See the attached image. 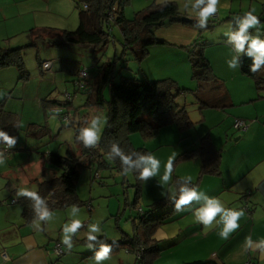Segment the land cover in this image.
Returning <instances> with one entry per match:
<instances>
[{
	"label": "rangeland",
	"instance_id": "1",
	"mask_svg": "<svg viewBox=\"0 0 264 264\" xmlns=\"http://www.w3.org/2000/svg\"><path fill=\"white\" fill-rule=\"evenodd\" d=\"M153 2L155 0H130L124 4L125 17L129 20L133 19L137 12L146 10L153 5ZM160 3H162L161 0ZM84 9V3H79L78 0H0V48H22L21 55L27 71L24 78L22 75L20 78L19 75L17 76L16 82L12 86L11 100L5 106V110L14 113L20 123V130L16 136L17 143L10 148L11 152L5 154L3 150H0L3 151L5 157V164L0 165V172L3 173L9 168L13 172L9 182L6 183L7 191L11 192L12 197L17 200L24 197L17 196L21 187L36 192L39 188L38 182L53 178L54 168L47 162V154L58 153L67 156L68 153H71L77 158L84 157L83 146L76 140L75 127L80 120L88 119L90 121L96 116L101 117L102 138L108 123L107 106L92 108L87 105L88 88H85L84 92H78L77 83L81 72L85 70L91 74L93 86L94 84L97 86V83L102 79L101 69L110 63L114 64L113 81L115 83H120L122 79L150 82L174 81L185 91L177 103L188 111L194 125L185 132H181L176 126H169L150 139H145L141 133H134L130 136L135 148H145L160 161L159 175L149 178L147 182L142 181L139 186L134 173L128 176L121 175L110 162L109 167H101L95 162L81 170L77 193L84 204L79 207L80 213L77 215L82 219L84 226L79 230L77 236L72 237L73 248L69 250L67 245L61 243L63 224L72 218L69 216L71 207L64 211L54 212L53 214L56 216L47 222L41 221L37 226L41 235L43 227L45 228L44 234L50 241V246L46 247L45 251L55 257V262H61L67 256H72L70 264H95L94 258L91 259L88 256L95 254L96 248L88 249L83 243V240L87 239L83 233L88 230L89 223H99L104 233V236L101 237H107L108 240L120 239L123 237V233L132 236L133 219L138 218L139 210L145 211L148 206L167 197L171 193L169 189L173 185L175 176L185 173L184 175L194 178L190 174L189 166L195 163L196 159L184 160L183 155L197 149L201 135H205L211 130L216 133L220 126H224V122H220L221 117L214 110L209 111L211 112L209 117L202 122L200 103L194 94L199 84L193 79L190 62L181 64L178 60L176 65H163L162 61L169 62L170 55H153L151 57V52H160L152 51L153 49L168 45L150 48L148 56L142 62H138L132 51L124 50L121 44L122 34L117 26L109 28L110 31L112 30V36H110L107 46L102 49L95 50L92 47L81 45L57 47L49 44L52 40L55 42L58 40L55 35L50 33L52 29L76 31L80 23V12ZM261 23L264 24L262 21ZM225 24L227 23L224 20L215 22L212 27L208 24L207 30H205L210 39L214 41L207 46L204 45L205 55L213 70L214 66L217 67L216 63L221 57L231 55L226 47L223 48L220 45L228 39L222 32L225 29ZM164 30L166 29L161 31ZM252 30L255 35V30ZM105 31L108 33L107 28ZM261 35L264 38V30ZM40 37L46 41H41ZM215 38H220L222 41L215 40ZM203 44L201 43V45ZM184 50L186 52L187 49ZM49 61L53 62L52 68L45 71L43 63ZM187 67L191 70L188 73L184 69ZM218 83L222 84V81H218ZM223 88H225L224 84ZM234 89V85H232V91ZM66 94L73 96V107L68 110L64 109L70 111L71 122H63L61 113H53L52 108L43 105L44 100L67 101ZM104 96L107 101L110 100L109 87L105 89ZM207 101L211 104L217 103L213 99ZM31 123L35 126L47 127L48 134L45 137L27 135L24 131ZM72 123H75V127L70 126ZM215 125L219 126L215 127ZM226 125L227 123H225ZM86 126L87 124L83 125V127ZM5 145L2 146V149ZM186 148L190 150L180 152ZM172 156L175 157L172 180L169 185H160L159 181L164 173L165 165L169 157ZM42 167L43 171L38 174ZM137 203L138 206H136ZM18 206L22 212V207ZM0 213H2L1 209ZM181 225H185V222L178 218V221L172 225L162 227L159 230L162 233L159 237H172L173 234H170L169 230L176 229ZM57 242H60L65 249L62 259L54 254ZM115 253H120V256L111 257L102 264H122L123 262H125L124 264H138L134 255L125 254L124 248H120ZM84 257H87V260L83 261ZM75 258H80L81 262L75 261Z\"/></svg>",
	"mask_w": 264,
	"mask_h": 264
},
{
	"label": "trees",
	"instance_id": "2",
	"mask_svg": "<svg viewBox=\"0 0 264 264\" xmlns=\"http://www.w3.org/2000/svg\"><path fill=\"white\" fill-rule=\"evenodd\" d=\"M78 1L88 7L87 10L84 9L80 12L78 29L72 32L52 29L50 33L58 38L56 42L55 40L49 42L52 46L81 45L92 47L95 50L102 49L107 46L110 41L109 38L112 36V30L110 31L109 28L117 26L122 34L121 44L124 50L132 51L136 60L142 62L148 56L150 48L167 45V42L155 37V32L162 28L180 24L200 29L196 24L183 23L182 18L185 16L180 13L178 6L174 3H167V6H155L153 4L146 10L137 12L134 18L129 20L125 17L124 4L130 0ZM109 19L111 22L108 26ZM208 24L212 27L211 23ZM106 28L108 33L105 31ZM200 30H207V28ZM40 40L46 41L43 37H40ZM199 46L196 44L187 50L192 65L193 79L199 84L194 94L200 103V112L202 113L206 109L224 110L231 108L232 103L228 94L223 92L222 85L216 80L211 63L205 55L204 46ZM21 51L22 48H0V68H15L19 75L24 78L27 71ZM240 60L242 62L241 73L255 80L258 89L264 90V65L257 73H252L250 71L252 58L248 57L245 52ZM101 70L102 79L97 83V86L92 85V76L88 72L90 79L86 82L85 88H88V106L92 108L107 106V126L97 147L85 148L83 142H79L83 146V158H77L71 153L67 156L58 153L49 155L48 162L57 169V173L50 180L39 182V188L36 192L46 201L49 211L52 213L67 210L73 205L83 206L84 203L78 197L77 187L81 170L87 166L96 162L101 167H109L110 162L114 169L120 173L123 172L119 157H115V161L106 159L112 142L119 143L126 154H130L131 150L147 154L150 152L145 148L137 149L134 147L130 137L132 134L141 133L145 139H150L156 137L162 129L169 126H176L181 132H185L194 125L188 111L177 103L185 91L174 81L150 82L122 79L120 83H115L113 81L114 64H107ZM107 87L110 89L109 101L104 96ZM207 87L210 88L209 91L206 90ZM81 91L78 90V92ZM209 99H213L217 103H208L207 100ZM6 102L7 100L0 104V130L16 138L20 130V123L14 113L5 110ZM43 103L44 107L52 108L51 110H68L73 107V103L68 101L44 100ZM86 121L88 119L80 120L76 127L75 123L70 125L76 128L77 136L79 128L83 127ZM48 132L47 127L31 125L27 130V135L45 137ZM4 144L6 142L0 138V150H4L2 149ZM182 158L184 160L196 158L200 160L201 170L198 180L192 183L198 188L205 177L221 174L222 154L215 148L209 136L200 140L197 150L183 155ZM132 159L136 160L137 156L133 155ZM178 179L174 177L173 185ZM136 180L139 186L142 181ZM183 182L180 181V183ZM171 196L172 193L148 206L145 211L139 210L138 218L133 219L134 231L132 236L123 233V237L117 239L116 244H113V240L106 239L105 242L112 245L110 256L119 251L120 248H124L127 253L135 256L138 264H155L162 254L159 241L155 238L157 232L181 213L174 211V201H171ZM16 203L22 207V216L25 222L31 223L37 218L34 200L24 196L19 198ZM104 238L99 237L98 239ZM86 241L87 239L83 240L85 245ZM88 243L94 245L96 252L99 251V243L96 241ZM95 254L90 257L94 258Z\"/></svg>",
	"mask_w": 264,
	"mask_h": 264
},
{
	"label": "crops",
	"instance_id": "3",
	"mask_svg": "<svg viewBox=\"0 0 264 264\" xmlns=\"http://www.w3.org/2000/svg\"><path fill=\"white\" fill-rule=\"evenodd\" d=\"M182 2L183 0H168V3L178 6L182 15L196 21L194 16L189 15L187 8L180 10ZM153 4L161 6L162 3L160 0H155ZM252 7H256L255 14L264 22L262 19L264 0H221L217 18L210 19L213 22L209 21V23L213 25L215 22L223 20L228 23L233 16L243 15L246 10H251ZM163 29L166 30L161 31ZM163 29L155 32V37L167 42L168 46L152 50L160 52H151V57L153 55H170L169 62L162 61L163 65H176L178 60L181 64H187L190 62L189 52L186 50L187 55L184 49H189L196 44L201 45L202 41L204 44L206 43V46L210 42H214L205 30L194 27L175 24ZM226 30L225 27L222 32ZM250 32L253 33V30L250 29ZM215 40L222 41L220 38H215ZM225 41L220 45L230 51L234 46L227 45ZM232 55L234 53L231 52L229 57H221L216 63L217 67L214 66L213 70L216 80L222 81V84L220 83L222 87L223 84L225 85L222 90L228 94L232 107L224 110L206 109L201 113L202 122L209 117L208 115L211 113L209 111L212 110L221 117L220 122H224V126H220L218 132L215 133L211 130L199 137L201 140V138L209 136L215 148L221 152V174L205 177L198 190L210 197L219 198L226 208L242 209L245 215L239 221V230L231 234L229 239L224 240L219 237L215 222L212 230L205 234L204 226L195 222L191 211L179 213L170 224L164 227L172 225L178 221V218L180 221H184L185 225L169 230V233L173 234L172 237L158 239L162 234L159 231L156 234L157 238L155 236L162 251L157 264H249L250 261L253 264H261L259 249L255 253L251 250L244 253L243 243L245 237L249 235L253 241L264 238V90L258 89L255 80L243 75L240 67L237 69L228 67L226 61L231 60ZM184 69L187 73L191 71L188 67ZM18 75L19 72L15 68H0V104L5 100L7 102L11 100L12 86ZM232 85H234V91H232ZM206 90L209 91L210 88L207 87ZM235 119L245 120L249 126L248 130L246 132L237 131L234 128ZM225 123H227L226 126ZM31 125L29 124V126ZM29 126L24 133L27 134ZM199 145L200 141L198 147ZM198 147L196 148L198 149ZM186 150L190 149L186 148L180 152H187ZM50 154L52 153L46 155L47 162ZM50 166L54 168V170L52 168L53 174H56L57 169ZM189 167L190 174L194 177L192 183H195L201 170L200 160L196 158V162ZM42 171L43 167L38 174ZM12 174L11 168L4 170L3 173L0 172V209L2 210L0 213V264H70L72 256H67L61 262H55V257L45 251L46 247L50 246L48 236L44 234L45 228L43 227L41 235L36 225L31 226L32 222H25L22 216L23 210L21 212L18 209L19 204L12 203L17 199L12 197L10 191H7L8 185H6ZM184 174L175 177L180 178ZM199 206L198 203L193 202L192 210ZM54 216L56 215L53 214ZM217 220H219V216ZM4 254H7L9 260L3 259ZM125 254L129 255L126 251ZM117 255L120 256V253H115L111 257ZM62 257L58 258L62 259ZM88 258L91 257L88 256ZM74 260L81 262L80 258ZM84 260H87V257H84Z\"/></svg>",
	"mask_w": 264,
	"mask_h": 264
},
{
	"label": "clouds",
	"instance_id": "4",
	"mask_svg": "<svg viewBox=\"0 0 264 264\" xmlns=\"http://www.w3.org/2000/svg\"><path fill=\"white\" fill-rule=\"evenodd\" d=\"M161 2L164 6H167L168 0H161ZM220 5L221 0H183L180 10L187 8L189 15L195 17L196 25L200 29H206L209 20L217 18ZM256 11V7H252L251 10H246L243 15L233 16L232 20L225 25L227 30L224 35L228 38L226 44L234 46L230 49L234 53L232 59L226 61L230 69H237L242 66L240 56L245 52L248 57L252 58V64L250 65L252 73H257L261 66L264 65V38L261 35L262 30H264V24L261 23L259 16L255 14ZM250 29H254L256 34L253 35ZM86 124V127L79 128L76 140L77 142H83L85 148L97 147L101 140L103 127L101 117L96 116L90 121H86ZM0 138L6 142L7 148H12L17 143L15 137L10 136L3 130H0ZM133 155L137 156L136 160L132 159ZM115 157H119L121 161V167L123 168L121 175L128 176L135 173L136 179L143 182H147L149 178L159 175L160 161L151 153L142 154L131 150L130 154H126L119 143L112 142L110 151L106 154V159L115 161ZM174 158V156L169 157L159 181L160 185H169L171 182ZM4 164V153L0 151V165ZM192 179L191 176H182L169 189L172 193L171 201H174V211L177 213L191 211L195 222L204 226L205 234L212 230L215 222L219 237L224 240L229 239L231 234L239 230V221L245 215L244 211L242 209L226 208L219 198L210 197L206 193L199 191L197 186L192 185ZM180 181L184 182L180 183ZM177 184L179 185L178 188ZM17 196H26L35 201L37 218L33 220L31 226H39L41 221L47 222L52 219L53 213L49 211L46 201L37 192L21 187ZM193 202L198 203L200 206L192 210ZM78 213H80L79 207L73 205L69 213L72 218L63 224L61 243L67 245L69 250L73 248L72 237L77 236L79 230L84 226L82 219L77 215ZM218 216L219 220H217ZM221 225L222 227H220ZM83 235L87 237L86 246L88 249L94 247L91 243H88L90 241H96L100 244V249L94 257L95 264H102V262L111 259L112 245L105 242L107 237L98 239V237L104 236L99 223H89L88 230ZM116 243V240H113V244ZM257 249H259L261 264H264V238L253 241L250 235L245 237L243 252L247 253L251 250L255 253Z\"/></svg>",
	"mask_w": 264,
	"mask_h": 264
},
{
	"label": "built area",
	"instance_id": "5",
	"mask_svg": "<svg viewBox=\"0 0 264 264\" xmlns=\"http://www.w3.org/2000/svg\"><path fill=\"white\" fill-rule=\"evenodd\" d=\"M84 8L87 10L88 7L86 5H84ZM110 22H111V19H109V22H108V26L110 25ZM52 65H53V62H45L43 63V69L45 71H48L52 68ZM90 79V75L88 73L87 70L81 72L80 74V79L78 80V83H77V89L79 91L81 90H84L85 89V85H86V82ZM65 98L66 100L69 102V103H73V96L71 94H66L65 95ZM53 112H58V113H61V116H62V119H63V122H71V115H70V112H65V111H58V110H53ZM234 128L239 131V132H246L249 128L247 122L245 120H241V119H235L234 121ZM10 148H7L5 146V149L3 150L5 152V154H8L10 152ZM13 204L16 203V201H13L12 202ZM141 211V210H140ZM139 211V212H140ZM64 247L62 244H56L55 248H54V254L56 257H62L64 255ZM3 259L4 260H9V257L7 256V254H4L3 256ZM249 264H253L251 261L249 262Z\"/></svg>",
	"mask_w": 264,
	"mask_h": 264
},
{
	"label": "water",
	"instance_id": "6",
	"mask_svg": "<svg viewBox=\"0 0 264 264\" xmlns=\"http://www.w3.org/2000/svg\"><path fill=\"white\" fill-rule=\"evenodd\" d=\"M182 22H183V23H188V24H196V21L191 20V19L186 18V17H183V18H182Z\"/></svg>",
	"mask_w": 264,
	"mask_h": 264
}]
</instances>
